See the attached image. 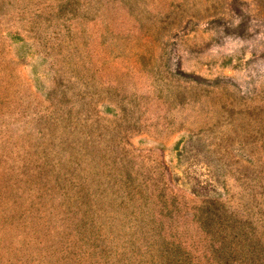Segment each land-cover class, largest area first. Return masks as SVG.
Wrapping results in <instances>:
<instances>
[{"label":"rangeland","instance_id":"1","mask_svg":"<svg viewBox=\"0 0 264 264\" xmlns=\"http://www.w3.org/2000/svg\"><path fill=\"white\" fill-rule=\"evenodd\" d=\"M0 264H264V0H0Z\"/></svg>","mask_w":264,"mask_h":264}]
</instances>
